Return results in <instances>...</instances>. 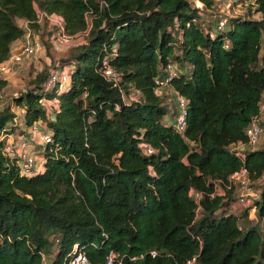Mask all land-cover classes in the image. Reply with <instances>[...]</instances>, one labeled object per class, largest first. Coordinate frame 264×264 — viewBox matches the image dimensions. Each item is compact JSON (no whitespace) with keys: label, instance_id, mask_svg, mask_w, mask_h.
Wrapping results in <instances>:
<instances>
[{"label":"trees","instance_id":"1","mask_svg":"<svg viewBox=\"0 0 264 264\" xmlns=\"http://www.w3.org/2000/svg\"><path fill=\"white\" fill-rule=\"evenodd\" d=\"M244 2L248 16L220 29L215 13L205 16L217 0H0V64L25 36L20 21L38 30L41 14H56L68 35L89 32L57 68L69 90L47 89L44 71L0 111V136L14 133V106L27 131L40 123L53 134L38 145L45 164L34 177L0 141V264L52 254L64 264L75 245L93 263L114 251L124 264H264V229L240 226L253 208L264 222V190L237 215L227 188L242 167L253 183L264 177V149L232 150L247 145L264 96V0ZM104 57L120 88L98 72ZM170 64L180 66L170 87L188 101L183 133L157 94Z\"/></svg>","mask_w":264,"mask_h":264},{"label":"built area","instance_id":"2","mask_svg":"<svg viewBox=\"0 0 264 264\" xmlns=\"http://www.w3.org/2000/svg\"><path fill=\"white\" fill-rule=\"evenodd\" d=\"M218 6L219 3H228L234 4L236 0H217ZM202 7V4H198ZM43 19L49 20L50 23H53L57 29V36L55 41L56 48H63L68 46L77 36H70L67 34L65 29V21L61 16L56 14H46L43 13L39 16L38 24L40 25ZM227 25V20H221L219 23V28L223 29ZM25 44L20 53H14L10 56V58L0 64V82L7 79L10 75L14 74L17 68L22 65L27 60L34 57L39 51L42 50L41 42L35 37L33 33V29L31 28L30 22H26L25 24ZM84 36H88L89 32H85ZM107 48L104 49V52H107ZM116 48L114 49V53H116ZM98 72L111 84L113 87L120 88V77L115 72V70L109 65L108 57H104L101 62V66L98 68ZM164 76H160L156 80V84L158 86L157 94L163 95L162 89L165 87H170L171 83L178 76V72L174 65H168L167 68L164 69ZM71 76L62 71H55L51 74L47 81V89L52 90L57 87L61 91H67L70 88ZM122 95H124L123 91L120 90ZM175 93V92H174ZM175 103L179 108V112L177 118L174 120V125L177 128L179 133H183L187 128V117H188V101L175 93ZM1 98V91H0ZM58 100L54 99L51 101V105H58ZM47 101H44V104L47 106ZM119 108V107H118ZM1 109V104H0ZM29 133L35 138L36 144L40 146H47L53 143V134L51 132L45 131L40 123L33 125L29 130ZM264 133V96L261 101L260 113L258 117H256L246 131L247 135V145L238 144L236 146L246 147L255 149L261 142V138ZM29 135V134H28ZM0 141L5 142V153L11 159H16L21 168L22 174L26 177H34L39 175L44 171L43 160L37 159L32 152L31 144L27 139L20 138L19 142H16L15 138L12 135H2L0 136ZM235 146V148H236ZM233 151H235L232 148ZM246 150V149H245ZM250 182H252L249 178V172L246 167H242L238 172L233 174L229 180V184L227 186L228 189L235 188L239 186L242 190H246L248 193L252 192V188L250 186ZM218 186H216V191L218 192ZM192 195L196 199H200V195L192 192ZM239 201L241 204L245 202L243 197H239ZM264 233V230H263ZM157 252H152V256L156 257ZM125 256L117 253L110 252L106 261L104 263H93L87 256L84 250L80 249L79 245H75L72 253L65 259L64 264H124ZM137 258H133L131 260H136Z\"/></svg>","mask_w":264,"mask_h":264},{"label":"rangeland","instance_id":"3","mask_svg":"<svg viewBox=\"0 0 264 264\" xmlns=\"http://www.w3.org/2000/svg\"><path fill=\"white\" fill-rule=\"evenodd\" d=\"M199 4V3H197ZM249 8L248 5L242 1L236 0V4H228V3H219V7L215 8V12L209 11L208 14L205 16L207 17V21H211L213 18H217L221 20H228L231 19V17H247L249 14ZM215 13L216 16L212 18L211 14ZM260 16L257 15L255 19H258ZM90 23L92 25V18L90 19ZM220 23V22H219ZM26 22L20 21L19 25L22 28H25ZM38 30H33L35 33V37L41 42L42 44V50L39 51L34 57L24 62L22 65H20L16 72L12 75H10L7 79L0 82V91H1V98H0V104H1V110L5 108H9V106H12V103L15 98H18L22 94L28 92L33 88L31 85V82L35 80V77L40 74L41 72H50L51 74L55 71H61L57 70L58 66H60L61 63H63L65 60L70 59V57L74 54L77 47L82 44L85 39L86 35H82L80 37L75 38L68 46L63 48H56L55 47V41L57 36V29L53 23H50L49 20L43 19L39 25ZM25 39H21L18 42L17 48L15 50V53H20L24 47ZM180 69L179 65H176V70ZM66 74H69L67 71H62ZM70 75V74H69ZM165 98V102L169 104V110L172 113H175L173 117L177 118L179 108L177 106V103H175L176 95L171 89V87H166L163 89V95ZM48 107L49 103H46ZM118 108V107H117ZM13 111L16 112L18 115V119L14 122V133L12 136L15 138L16 142H19L20 138L27 139L31 144V150L35 156H37V159H40V156L37 154L40 149L38 148V144H36L35 138L27 131L24 122H23V116L24 112L17 108L16 106L13 107ZM11 125V127L13 126ZM26 132L29 135L24 136L23 133ZM233 149L237 152L242 154V152H245L247 149L246 147H240L235 146ZM246 149V150H245ZM264 149V133L261 138V142L258 145L255 150H261ZM41 160V159H40ZM250 186L252 188V192L248 193L246 190H242L239 186L235 187L236 190V196L243 197L245 202L243 204L238 202V204L232 209V212L240 215L244 213L248 208L253 207L255 203L260 200L261 193L264 190V177L262 180L258 182H250ZM219 192L223 193V191ZM257 219V211L256 209H252L250 211L249 220L244 221L242 220L240 222V226L242 228H246L249 225H260L262 229H264V222L261 224H258ZM54 258V255L52 254L49 258H46V264H52V260Z\"/></svg>","mask_w":264,"mask_h":264},{"label":"crops","instance_id":"4","mask_svg":"<svg viewBox=\"0 0 264 264\" xmlns=\"http://www.w3.org/2000/svg\"><path fill=\"white\" fill-rule=\"evenodd\" d=\"M18 42H19V41L15 42V43L13 44V54L15 53V50H16L17 45H18ZM48 103H49V102H48ZM50 104H51V103H49V106H50ZM41 160H42V159H41Z\"/></svg>","mask_w":264,"mask_h":264}]
</instances>
